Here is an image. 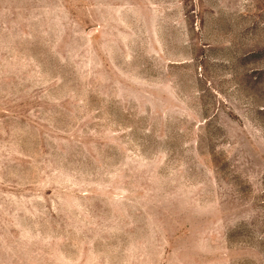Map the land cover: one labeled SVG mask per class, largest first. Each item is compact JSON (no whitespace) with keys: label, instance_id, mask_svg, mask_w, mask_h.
<instances>
[{"label":"rangeland","instance_id":"rangeland-1","mask_svg":"<svg viewBox=\"0 0 264 264\" xmlns=\"http://www.w3.org/2000/svg\"><path fill=\"white\" fill-rule=\"evenodd\" d=\"M0 264H264V0H0Z\"/></svg>","mask_w":264,"mask_h":264}]
</instances>
